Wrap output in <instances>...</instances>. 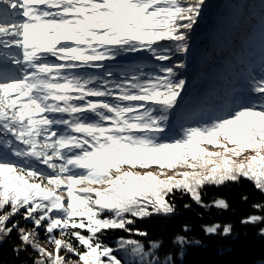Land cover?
<instances>
[{
	"label": "snow or ice",
	"instance_id": "1",
	"mask_svg": "<svg viewBox=\"0 0 264 264\" xmlns=\"http://www.w3.org/2000/svg\"><path fill=\"white\" fill-rule=\"evenodd\" d=\"M204 5L0 0V244L15 231L31 264H176L201 244L190 225L165 252L137 221L175 215L176 193L219 210L229 202L206 203V187L247 180L264 194V55L248 49L214 101L189 97ZM255 27L264 37V0ZM129 54L150 64L117 63ZM251 207L240 223L264 225V203ZM114 231L126 235L110 244Z\"/></svg>",
	"mask_w": 264,
	"mask_h": 264
},
{
	"label": "trees",
	"instance_id": "2",
	"mask_svg": "<svg viewBox=\"0 0 264 264\" xmlns=\"http://www.w3.org/2000/svg\"><path fill=\"white\" fill-rule=\"evenodd\" d=\"M259 15L260 0H205L199 23L190 34V51L185 58L187 68L184 76L189 82L190 98L214 101L215 96L225 87L230 71L248 49H251L255 57L261 56L264 52V37L255 27ZM117 63L150 64V61L146 55L129 54L122 56ZM204 191L203 199L206 203L217 197L226 198L230 204L229 209L201 208L188 195L181 198L180 193H176L178 211L175 215H153L137 221L136 227L146 230L149 239H162V251L166 252L169 249L175 251L172 237L181 233L184 224H189L192 231L187 235L200 240L201 244L188 247L182 260L177 256L176 264H264V236L259 235L258 231L264 225L240 223L242 218L253 213V203H264V194L247 180L218 188L206 187ZM243 195L248 196L247 201L241 199ZM185 203L191 207L185 209ZM213 222L231 223L234 226L233 234L226 237L205 236L201 226ZM121 235L126 234L110 232L105 241L114 244L115 239ZM19 243L14 231L0 244V264H31L34 258L31 250L19 256L13 252V247Z\"/></svg>",
	"mask_w": 264,
	"mask_h": 264
},
{
	"label": "rangeland",
	"instance_id": "3",
	"mask_svg": "<svg viewBox=\"0 0 264 264\" xmlns=\"http://www.w3.org/2000/svg\"><path fill=\"white\" fill-rule=\"evenodd\" d=\"M262 55H264V52H263V53H261V56H262ZM261 56L257 57V59L259 60V58H260ZM114 68H115V67H114ZM115 69H116V68H115Z\"/></svg>",
	"mask_w": 264,
	"mask_h": 264
}]
</instances>
